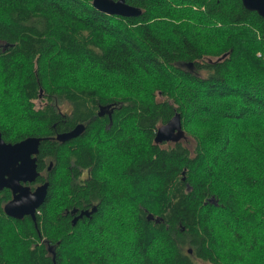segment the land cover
<instances>
[{"label": "trees", "instance_id": "obj_1", "mask_svg": "<svg viewBox=\"0 0 264 264\" xmlns=\"http://www.w3.org/2000/svg\"><path fill=\"white\" fill-rule=\"evenodd\" d=\"M127 1L142 13L0 0V131L43 137L49 181L37 224L0 189V264H264V17L243 0ZM177 111L184 136L157 143Z\"/></svg>", "mask_w": 264, "mask_h": 264}, {"label": "water", "instance_id": "obj_2", "mask_svg": "<svg viewBox=\"0 0 264 264\" xmlns=\"http://www.w3.org/2000/svg\"><path fill=\"white\" fill-rule=\"evenodd\" d=\"M244 5L256 10L264 17V0H243ZM96 8L109 14H120L124 16L140 15L142 8L127 0H93ZM106 112L112 117V109L102 105L99 114ZM85 123L80 122L70 130L57 133L56 137L61 141L69 140L81 134L85 129ZM185 134L180 112H176L168 121L157 127L155 141H178ZM43 137L30 135L16 142L7 141L0 131V189L8 187L12 189L13 197L5 204L6 213L11 216L22 218L31 215L37 220L38 208L45 201L48 193L49 181L38 184L32 188L30 182L35 181L41 171L38 167V154ZM97 206L92 209L83 208L73 217L75 224L84 215L90 216L96 211ZM77 212V208L73 209ZM149 219L160 221V217L154 213H148ZM37 224V222H36ZM52 250V248H50ZM191 250V249H190Z\"/></svg>", "mask_w": 264, "mask_h": 264}, {"label": "rangeland", "instance_id": "obj_3", "mask_svg": "<svg viewBox=\"0 0 264 264\" xmlns=\"http://www.w3.org/2000/svg\"><path fill=\"white\" fill-rule=\"evenodd\" d=\"M38 103L42 104V101H39ZM60 103H61L62 108L69 109V107H70V102L69 101H66V100L63 99V100L60 101Z\"/></svg>", "mask_w": 264, "mask_h": 264}, {"label": "flooded vegetation", "instance_id": "obj_4", "mask_svg": "<svg viewBox=\"0 0 264 264\" xmlns=\"http://www.w3.org/2000/svg\"><path fill=\"white\" fill-rule=\"evenodd\" d=\"M105 114H108L109 115V113L108 112H106ZM86 177V172H84V174H83V179ZM38 179V178H37ZM35 180V181H37V182H35V181H33V182H35L36 184H34V186L32 185V183L30 182V184H31V186H32V188H35L38 184H40V183H42V182H40V181H38V180ZM43 182H45V181H43ZM93 208V207H92ZM91 208V209H92Z\"/></svg>", "mask_w": 264, "mask_h": 264}]
</instances>
